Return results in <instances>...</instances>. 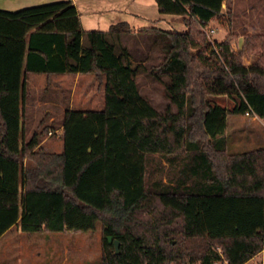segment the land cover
I'll return each instance as SVG.
<instances>
[{"label":"trees","instance_id":"1","mask_svg":"<svg viewBox=\"0 0 264 264\" xmlns=\"http://www.w3.org/2000/svg\"><path fill=\"white\" fill-rule=\"evenodd\" d=\"M224 1L155 0L185 30L137 31L164 51L150 69L121 44L126 23L83 31L71 1L0 10V237L17 224L78 233L100 223L98 264H245L264 249V145L229 153L226 138L228 113L264 122V36H244L238 51L231 35L212 45ZM28 74L97 76L103 107H67L59 125L43 119L27 136ZM140 75L162 85V111ZM221 95L231 111L208 99ZM58 127L61 152H45Z\"/></svg>","mask_w":264,"mask_h":264},{"label":"rangeland","instance_id":"2","mask_svg":"<svg viewBox=\"0 0 264 264\" xmlns=\"http://www.w3.org/2000/svg\"><path fill=\"white\" fill-rule=\"evenodd\" d=\"M229 5L226 4L225 9H228ZM215 28L219 31H216ZM227 35H231L233 38L231 47L234 51L241 49L244 36H264V0H238L233 14L230 15L223 10L221 17L210 25L207 39L214 45L222 42ZM143 39L142 42L134 38L129 39L128 46L132 52V60L143 65L146 69L158 66L163 61L165 54L155 49L148 52L147 48L151 44L154 45L155 39L153 37ZM140 44L145 45L142 47L143 49L139 47ZM139 50H142L143 53ZM192 52L195 53V50ZM145 57H147L146 61H144ZM256 58V54L245 52L242 63L249 66L255 63ZM137 81L141 94L147 97L159 111H162L167 105L162 85L145 75L138 76ZM63 83V88H65L63 92L55 93L52 97L53 104L46 107L51 109L50 115H54L55 118L49 122L50 118L46 115L48 117H44L45 124L59 125L61 111L68 105H71L74 110L102 109L101 78L94 75L79 76L76 85H74L75 95L72 102H70L71 85L74 82L64 81ZM83 94H87V96L83 97ZM208 99L223 108H230L232 105L231 100L224 95L210 96ZM36 120L37 118H35ZM53 131L52 139L56 137ZM226 138L229 153H241L262 148L264 145V122L257 117L228 113ZM56 143L55 148L51 150L60 151L61 141L57 140ZM101 243L100 223L96 224L93 231L78 233H22L17 227H14L0 239V264H98L102 253ZM259 259L254 262L262 264L264 260Z\"/></svg>","mask_w":264,"mask_h":264},{"label":"crops","instance_id":"3","mask_svg":"<svg viewBox=\"0 0 264 264\" xmlns=\"http://www.w3.org/2000/svg\"><path fill=\"white\" fill-rule=\"evenodd\" d=\"M56 1H65V0H0V10L4 11H16L22 8H27L31 6H36L40 4H46ZM74 5L80 21V26L83 31H107L110 26L117 23H126L130 28V34L123 35L120 37L121 44L128 50L130 55L132 54L128 46L129 39H138L140 42L144 40L143 38L153 37L155 39L154 47L152 44L148 49V52L151 50H159L164 53L158 36L155 34H140L137 31L142 28H156L163 31H176L182 32L184 28L181 19L179 16L174 15H163L158 12L157 5L155 0H68ZM247 1V0H246ZM230 4L228 9H225V5ZM238 4V0H227L222 4L223 10L227 14H233L234 8ZM223 12V11H222ZM221 17V16H220ZM217 29V28H215ZM216 31H219L218 29ZM145 36V37H144ZM225 39V37H224ZM223 39V40H224ZM223 42V41H222ZM221 43V42H220ZM144 44V43H143ZM140 44L139 47L142 48L145 45ZM143 49V48H142ZM147 51V50H146ZM139 52L143 53L142 50ZM147 60V57L144 58V61ZM79 76L82 75H68V74H54L46 76L44 74H28L25 77V84L27 95L25 99L26 103V113L27 119L22 122L25 123V133L29 136L33 130L41 123L46 115L49 116V122L54 115H50L51 109H47V106L53 104L52 97L55 93L61 94L65 88L64 81H71L74 84L71 85V96L70 102H72L75 95L74 85L77 83ZM87 96V94L82 95ZM232 102V101H231ZM57 105V104H56ZM55 105V106H56ZM69 109L71 105L67 106ZM234 107L232 105L230 108H226L231 111ZM66 110L64 107L61 111V114ZM43 112V114H42ZM60 114V116H61ZM46 116V117H48ZM35 118L37 120L35 121ZM254 120V118H253ZM52 131L45 136L41 143L40 147L45 152L48 153H60L62 150H51L54 149L57 145V140H60L61 127L56 128L53 133L56 134L54 139L51 138ZM26 162V160L24 161ZM14 227L19 229L18 224L16 226L8 229L1 237L7 235ZM20 230V229H19ZM264 260V249L250 259L245 264H252L255 260ZM251 261V262H250Z\"/></svg>","mask_w":264,"mask_h":264},{"label":"water","instance_id":"4","mask_svg":"<svg viewBox=\"0 0 264 264\" xmlns=\"http://www.w3.org/2000/svg\"><path fill=\"white\" fill-rule=\"evenodd\" d=\"M107 240H108L109 243L111 242V238L110 237H108ZM114 248H115V251L117 252L118 251V243L116 241H114Z\"/></svg>","mask_w":264,"mask_h":264},{"label":"built area","instance_id":"5","mask_svg":"<svg viewBox=\"0 0 264 264\" xmlns=\"http://www.w3.org/2000/svg\"><path fill=\"white\" fill-rule=\"evenodd\" d=\"M254 117H255V116H254ZM253 264H258V263L254 262ZM262 264H264V261L262 262Z\"/></svg>","mask_w":264,"mask_h":264}]
</instances>
